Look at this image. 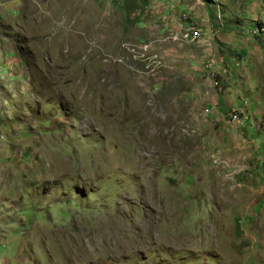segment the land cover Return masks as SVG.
<instances>
[{"label":"rangeland","instance_id":"obj_1","mask_svg":"<svg viewBox=\"0 0 264 264\" xmlns=\"http://www.w3.org/2000/svg\"><path fill=\"white\" fill-rule=\"evenodd\" d=\"M0 264H264V0H0Z\"/></svg>","mask_w":264,"mask_h":264},{"label":"built area","instance_id":"obj_2","mask_svg":"<svg viewBox=\"0 0 264 264\" xmlns=\"http://www.w3.org/2000/svg\"><path fill=\"white\" fill-rule=\"evenodd\" d=\"M215 82V81H214ZM216 84H217V82H215ZM239 112L236 110V114H235V118H233L234 119V123L236 124H239L240 122H241V117L239 116Z\"/></svg>","mask_w":264,"mask_h":264},{"label":"trees","instance_id":"obj_3","mask_svg":"<svg viewBox=\"0 0 264 264\" xmlns=\"http://www.w3.org/2000/svg\"><path fill=\"white\" fill-rule=\"evenodd\" d=\"M260 28V30H262V28L261 27H259Z\"/></svg>","mask_w":264,"mask_h":264}]
</instances>
